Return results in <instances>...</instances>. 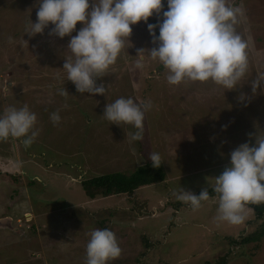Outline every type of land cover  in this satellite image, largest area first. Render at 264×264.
<instances>
[{
  "label": "rangeland",
  "instance_id": "obj_1",
  "mask_svg": "<svg viewBox=\"0 0 264 264\" xmlns=\"http://www.w3.org/2000/svg\"><path fill=\"white\" fill-rule=\"evenodd\" d=\"M232 4L242 10L235 27L247 43L248 60L236 88L225 90L211 80L169 84L167 69L147 50L137 67V49L154 46L140 21L115 63L97 78L105 94L90 95L77 92L62 68L71 56L69 36L49 35L51 24L43 33H24L29 18L36 20V0H0V112L27 104L37 117L31 144L22 137L0 139V218H11V228L0 227V264H86L89 233L97 228L112 230L121 248L107 264H207L222 256L226 264H264V236L232 242L255 229L251 207L242 224L231 225L214 219L218 195L194 210L173 194L180 187L195 194L212 189L230 150L254 142L264 129V90H251V81L264 74V0ZM145 78L148 88L138 89ZM119 97L151 103L142 139H131V125L104 118L106 103ZM53 111L61 117L55 124ZM152 152L160 155L162 181L131 194L92 198L84 191L83 180L130 174L151 162Z\"/></svg>",
  "mask_w": 264,
  "mask_h": 264
},
{
  "label": "clouds",
  "instance_id": "obj_2",
  "mask_svg": "<svg viewBox=\"0 0 264 264\" xmlns=\"http://www.w3.org/2000/svg\"><path fill=\"white\" fill-rule=\"evenodd\" d=\"M36 20L29 18L24 33L29 37L43 33L51 24L49 35L69 36L62 68L77 92L105 94L97 78L115 63L128 39L132 25L143 21L153 47L139 48L135 64L142 67L144 55L158 60L167 69L166 80L178 84L185 80H211L225 90L240 85L248 68L247 43L235 25L242 10L232 0H36ZM166 3V7H165ZM156 16L154 23L149 17ZM77 22H81L77 28ZM158 29V34L157 30ZM75 31V35H72ZM264 90V74L251 81V90ZM67 96L65 88L57 89ZM239 99L246 100V94ZM150 102L140 103L132 97H119L106 103L103 116L117 125L129 124L136 131L132 140L142 139L145 112ZM55 124L61 119L58 111L49 114ZM36 113L27 104L8 106L0 112V139L23 138L29 145L37 135ZM250 137L252 133L248 134ZM154 167L161 163L159 153H149ZM213 191L218 194V222L242 224L248 216V205L264 203V129H258L254 142L245 141L229 152V163L215 176ZM177 200L199 209L209 199V190L199 194L179 188ZM86 264H107L121 254L114 232L108 228L92 229L85 248Z\"/></svg>",
  "mask_w": 264,
  "mask_h": 264
},
{
  "label": "trees",
  "instance_id": "obj_3",
  "mask_svg": "<svg viewBox=\"0 0 264 264\" xmlns=\"http://www.w3.org/2000/svg\"><path fill=\"white\" fill-rule=\"evenodd\" d=\"M249 25V24H248ZM139 80V78L137 79ZM140 87L138 89L145 90L148 88L146 82L149 78L142 79ZM145 86V87H144ZM143 123L144 120H143ZM165 177V173L162 166L154 167L152 162H148L145 166H142L135 170L134 172L128 174L122 171H113L107 173H99L98 175L90 177L82 181V186L86 194L92 198L97 195H109V194H126L133 193L137 188L142 185H147L154 183L155 181H162ZM209 190V196L218 195L212 189ZM199 194V193H198ZM253 209L254 219H250V222H257L255 229L244 235L240 240L234 238L233 243L241 242L244 244L250 242L260 241L264 236V203L260 204H250L248 205ZM252 223V228L255 225ZM251 228V229H252ZM227 257L222 256L215 263L208 262L207 264H226Z\"/></svg>",
  "mask_w": 264,
  "mask_h": 264
},
{
  "label": "water",
  "instance_id": "obj_4",
  "mask_svg": "<svg viewBox=\"0 0 264 264\" xmlns=\"http://www.w3.org/2000/svg\"><path fill=\"white\" fill-rule=\"evenodd\" d=\"M0 227L11 228V218L10 217L0 218Z\"/></svg>",
  "mask_w": 264,
  "mask_h": 264
}]
</instances>
